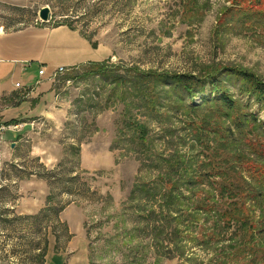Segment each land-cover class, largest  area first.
I'll return each instance as SVG.
<instances>
[{
  "label": "rangeland",
  "instance_id": "374dc122",
  "mask_svg": "<svg viewBox=\"0 0 264 264\" xmlns=\"http://www.w3.org/2000/svg\"><path fill=\"white\" fill-rule=\"evenodd\" d=\"M253 4L250 9L243 0H0L5 30L70 25L106 53L101 62L116 75L127 76V67L168 76L216 75L251 114V123L237 132L230 118L216 116L210 100L202 102L213 97L209 84L191 102L173 82L158 83L155 114L141 107L128 85L86 67L44 80L47 97L30 99L28 124L15 130L3 123L0 131V264H253L247 251L227 241L196 245L193 227L175 240L174 223L160 222L161 232L159 222L135 208L139 201L129 199L138 180L158 173L151 162V169H143L140 159L153 161L161 153L207 158L210 151L187 120L210 117L209 127L221 137L230 126L225 146L237 166L264 146L262 128H253V118L256 126L264 124V107L239 74L227 70L253 73L264 83V1ZM43 7L49 8L48 22L39 19ZM249 10L257 13L245 16ZM195 103L203 107L195 113L185 109ZM133 120L147 127L146 147L139 145ZM255 220H261L258 211Z\"/></svg>",
  "mask_w": 264,
  "mask_h": 264
},
{
  "label": "trees",
  "instance_id": "16d2710c",
  "mask_svg": "<svg viewBox=\"0 0 264 264\" xmlns=\"http://www.w3.org/2000/svg\"><path fill=\"white\" fill-rule=\"evenodd\" d=\"M243 1L249 3L248 8L251 9L253 3L258 4L264 0ZM251 12L257 13L250 11L245 16H249ZM90 43L96 48L94 43L91 41ZM105 64L88 62L75 67H86L88 73L108 77L117 85H128L127 88L132 89L142 100L141 107L146 112L155 114L158 113L156 103L159 99V91L156 88L158 83L173 82L182 89L183 96L191 102L196 95L204 93L205 86L209 84L213 97L203 99L202 102L207 103L210 100L213 103L211 109H216L217 117L221 114L222 118L223 116L230 118L231 125H229L237 132H243L251 123V114L242 111L216 75L168 76L154 70L127 67L125 69L127 76H121L114 74L113 70H110L112 67ZM227 70L239 74L246 91L264 107V83L253 73L234 68ZM130 73L133 75L130 76ZM202 107L203 104L195 103L186 105L185 109L195 113ZM210 121V117L200 118L198 123L194 119L187 120V123L193 127L194 136L199 140L202 148H206L207 152L210 151L207 158L199 160L197 156L184 153L164 157L161 153V155L156 154L153 161L140 159L143 169H151L152 165L149 164L151 162L154 164L153 169L158 170V173L151 179L138 180L129 199L139 201L135 208L146 212L151 220L159 222L157 227L161 232L165 228L160 222L174 223L175 227L172 230L175 240L188 231V228L193 227L189 232L194 234L192 240L196 245L217 246L220 242L227 241L231 248L237 245L241 248L240 251L244 253L247 251L248 257L251 258L249 261L253 264H264V146L260 151L254 149L253 154L256 157H251V160L246 162L243 160L242 164L237 166L233 152H229V147L225 146L228 137L226 130L228 131L229 128L231 130V127L224 130L221 137L219 131L209 127ZM130 124L141 142L139 145L146 147L147 144H144L146 125L138 120H133ZM253 124L256 130L262 128L258 134L264 137V124L256 126L255 118ZM199 129L203 132L200 133ZM224 201L227 202L222 206L221 203ZM141 203L145 204V211ZM256 211L259 212L260 222L255 220ZM220 264H227V261H220Z\"/></svg>",
  "mask_w": 264,
  "mask_h": 264
},
{
  "label": "crops",
  "instance_id": "0c3cea01",
  "mask_svg": "<svg viewBox=\"0 0 264 264\" xmlns=\"http://www.w3.org/2000/svg\"><path fill=\"white\" fill-rule=\"evenodd\" d=\"M106 58L99 47L94 48L79 31L67 25L4 29L0 32V126L8 123L15 125V130L23 128L31 112L30 99L47 97L39 68L51 74L58 67L69 69ZM35 110L42 114L40 107ZM14 132L9 134L14 136Z\"/></svg>",
  "mask_w": 264,
  "mask_h": 264
},
{
  "label": "built area",
  "instance_id": "2783aa9c",
  "mask_svg": "<svg viewBox=\"0 0 264 264\" xmlns=\"http://www.w3.org/2000/svg\"><path fill=\"white\" fill-rule=\"evenodd\" d=\"M4 31V27L0 26V32ZM68 69L65 67H58L57 69H55L51 74H47L44 68H39L38 70V74L41 77L42 80H53L55 79V77L57 76V74H61L64 73L65 71H67ZM17 87H19L20 85L17 83L16 84ZM5 127L4 126H0V131L4 130Z\"/></svg>",
  "mask_w": 264,
  "mask_h": 264
},
{
  "label": "water",
  "instance_id": "95a60500",
  "mask_svg": "<svg viewBox=\"0 0 264 264\" xmlns=\"http://www.w3.org/2000/svg\"><path fill=\"white\" fill-rule=\"evenodd\" d=\"M39 19L42 22H48L50 19V11L48 7H43L39 11Z\"/></svg>",
  "mask_w": 264,
  "mask_h": 264
}]
</instances>
